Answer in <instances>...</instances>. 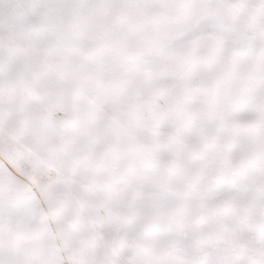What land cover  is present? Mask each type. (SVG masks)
Wrapping results in <instances>:
<instances>
[{
    "label": "snow or ice",
    "instance_id": "1",
    "mask_svg": "<svg viewBox=\"0 0 264 264\" xmlns=\"http://www.w3.org/2000/svg\"><path fill=\"white\" fill-rule=\"evenodd\" d=\"M0 264H264V0H0Z\"/></svg>",
    "mask_w": 264,
    "mask_h": 264
}]
</instances>
